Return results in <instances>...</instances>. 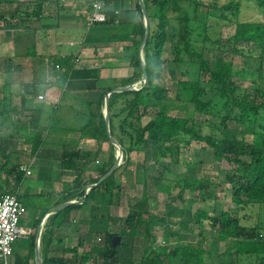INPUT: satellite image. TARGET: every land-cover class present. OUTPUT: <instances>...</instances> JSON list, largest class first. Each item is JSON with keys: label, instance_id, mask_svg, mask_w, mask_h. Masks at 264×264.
Masks as SVG:
<instances>
[{"label": "trees", "instance_id": "16d2710c", "mask_svg": "<svg viewBox=\"0 0 264 264\" xmlns=\"http://www.w3.org/2000/svg\"><path fill=\"white\" fill-rule=\"evenodd\" d=\"M254 3L260 14L264 15V0H227L219 6L217 2L205 4L201 0H145L149 20V35L145 41L146 26L142 18L140 22L124 23L121 37L132 42V67L138 72L123 81L124 86H130L141 81L143 75L141 47L144 45L145 64L148 74L146 85L139 90H130L114 93L109 98L108 110L110 117V134L122 147L125 154V165H129L134 152L151 149L157 156V161L164 157L178 159L181 145L186 148L191 140L205 142L212 150L214 159L226 161L231 166L233 174L227 177V184L231 185L232 201L237 205L238 212L250 208L264 207V70L259 69L262 85L256 89L255 94L246 91L241 97L239 91L241 84L238 78L241 73L235 70L234 64L222 57L216 56L212 61L207 57V51L220 48L219 41H213L209 35L211 19H221L231 22L230 16L236 19L235 33L232 37L235 53L242 52L245 46L255 49L257 57L264 63V20L239 21L238 16L244 4ZM139 10L142 8L139 6ZM107 23L114 21L113 15L106 10ZM172 15L174 18L172 19ZM176 25L171 26V21ZM105 23V24H107ZM170 29H172L170 31ZM175 41L173 54L174 65L186 66L182 71L185 80L179 81L177 91L178 99L187 97L195 111L210 113L220 117L222 130L219 135H204L199 123L194 117H180L169 113L165 102L169 100L168 90L157 82L158 75L163 71L166 60L165 48L168 41ZM246 48V47H245ZM76 78L83 73H93L98 77V70H72L68 66L66 73ZM110 90L104 92L97 103L92 104V116L83 132L98 140H109L107 125L102 113L104 102ZM259 99H263L262 102ZM157 110L147 123L143 118L149 107ZM236 121L242 129L230 128L229 122ZM95 129L96 133H92ZM189 137V139H187ZM42 137H37L34 148L41 144ZM116 146L112 145V155L109 166L103 169L94 184H97L113 166ZM117 170L107 179L93 188L89 194L84 190L81 195L86 197L85 202L92 193L100 192L106 204H118L119 193L112 189L116 186ZM136 181L142 184L145 193L148 190L147 162L136 163ZM167 170V168H165ZM168 172V171H167ZM16 184L19 185L24 178V172L16 173ZM179 185L183 190L196 187L204 189L201 180L189 181L180 179ZM70 194L64 196L63 201L70 199ZM79 204H71L49 218L46 229L42 235L43 264H69L63 256L52 253L53 238L56 231H60L67 216ZM147 195L131 207V212L125 219L126 232L122 234H108L106 244L102 247L94 246L91 251L80 259L81 264H87L94 255L106 260V264H205L203 249L190 246H159L154 248L150 239L153 238L154 226L158 222L168 223L174 216L172 213L158 217L149 210ZM194 220L200 224L205 219L218 233V240L225 243L226 255L253 256L255 262L247 264H264V223L256 222L253 226L243 223V217H233L229 209H221L216 205L213 213L198 210L193 214ZM116 220V219H113ZM41 219L38 220V223ZM129 229V230H128ZM173 237L180 238L179 233ZM121 238L119 246L114 247L113 238ZM125 236H128L125 238ZM143 238L144 247L140 258L133 251L132 238ZM130 240V241H129ZM36 237L30 238L31 251L20 255L16 264H30L34 258ZM82 243L73 248H66L64 252L73 254L74 259ZM126 248L121 251V246ZM211 253L208 252V255ZM0 264H5L0 261ZM97 264V263H95Z\"/></svg>", "mask_w": 264, "mask_h": 264}, {"label": "crops", "instance_id": "0c3cea01", "mask_svg": "<svg viewBox=\"0 0 264 264\" xmlns=\"http://www.w3.org/2000/svg\"><path fill=\"white\" fill-rule=\"evenodd\" d=\"M87 1L0 0V195L18 192L22 185L27 187L25 197L47 191L46 198L51 199L49 209L36 210L35 216L28 215L25 205L27 213L20 225L30 234L15 242L7 264H16L17 257L30 253L33 236L36 247L30 264H43L42 242L38 247L37 240L42 241L49 218L55 214L49 212L59 205L79 204L76 200L80 198L86 200L81 193H87L109 166L113 143L107 123L109 140L83 132L92 116L91 105L107 90L124 86L125 79L140 73L132 67V42L123 39L121 31L124 23L144 19L139 10L142 0H105L114 21L90 30L85 19L90 7ZM140 54L142 58L144 49ZM69 65L72 70H98V77L86 72L72 78L71 71L66 73ZM102 113L106 121L105 102ZM39 136L41 144L34 148ZM27 167L32 175L23 171ZM20 171L24 178L17 185L15 175ZM34 175L38 181L30 179ZM68 194L71 197L64 202ZM115 205L106 204L100 192L92 193L56 231L52 253L72 258L64 249L75 247L76 239L81 247L87 238L93 247L104 246L111 234Z\"/></svg>", "mask_w": 264, "mask_h": 264}, {"label": "rangeland", "instance_id": "374dc122", "mask_svg": "<svg viewBox=\"0 0 264 264\" xmlns=\"http://www.w3.org/2000/svg\"><path fill=\"white\" fill-rule=\"evenodd\" d=\"M81 1L83 3L88 2L87 0ZM201 1L205 4L217 2L219 6L227 2V0ZM173 18L174 15H172ZM230 18L231 22L221 19H211L209 35L213 41L220 42V48L210 52L207 51V57L212 61L215 60L216 56L231 61L234 64L235 70L241 73L238 78V83L241 84L239 95L242 97L246 91L255 94L256 89L262 85L259 69L263 68L264 70V63L262 64L261 60L257 57L255 49H247V46L241 50L242 52H234L232 37L235 33V24L233 23H235L236 19L232 16ZM237 18L239 21H263L264 15L260 14L254 3L248 2L244 4L243 10ZM172 25H176L173 20L171 21ZM68 40L70 39H67L66 42ZM174 44L175 41L170 38L164 53L166 63L163 71L157 77V82L169 92V100L165 102L169 108V113L180 117H194L201 123L204 135H219L223 129L220 117L210 113L197 112L186 96H184L185 99H178L177 97L179 81L185 80L188 77L186 78L182 75V71L187 70L186 66L178 67L173 63ZM146 83L138 81L132 85L136 89H141ZM259 101L262 102L263 99H259ZM156 110L157 107L155 106L149 107L143 118L144 124L151 119ZM229 126L233 129H242V126L236 121H230ZM117 155H119L118 147L115 149L116 158ZM132 157V162L129 165H125V154L124 152L122 153L121 165L116 174V186L113 187L112 191L115 194L119 193L120 199L118 200V204L112 207L113 217L116 220L110 221L111 234L123 235L126 232L125 219L131 212V207L141 201L146 194L149 210L152 214L163 217L172 213L174 216L172 218L174 220H170L168 223L158 222L155 224L153 231L154 239H150L154 248L165 245H170L171 247L180 245L203 249L207 252L204 255L205 264H247L255 262L253 256L238 257L224 254L226 245L218 240V233L212 228L210 222L203 219L200 224H197L194 220L193 214L198 210L213 213L216 205L220 204V208L229 209L233 217L245 216L243 223L246 225L253 226L256 222L262 221L264 223V207L263 209L249 207L243 212H238L237 205L231 199V185L226 182L227 177L232 176L233 170L228 162L215 160L212 150L205 142L192 139L191 145L188 148L182 143L181 151L176 161L172 157H164L160 161H157V156L152 153L151 149L134 152ZM139 161L147 162L149 188L146 193L144 186L136 181L135 169L136 163ZM30 179L38 181V175H34ZM180 179L189 181L201 180L204 182L205 188L197 189L196 187H192L183 190L182 186L179 185ZM26 188L22 185L19 186L17 194L24 205H27L29 216H35L37 214L36 210H40L41 208L49 209L46 206L51 199L46 198L48 196L47 191L43 195L25 197ZM173 233H179L181 235L180 238L173 237ZM127 237L125 236V238ZM142 239L136 236L132 238L133 251L137 255V258H140L144 249ZM72 243L77 246L79 240L76 239ZM93 245V241L91 242L90 238H87L85 244L80 247V252L77 254L76 259L68 258L69 264H81L80 259L85 253L91 251ZM125 248L126 245H122L120 249L122 251ZM208 252L211 254L208 255ZM95 263L106 264V260L94 255L87 264Z\"/></svg>", "mask_w": 264, "mask_h": 264}, {"label": "built area", "instance_id": "2783aa9c", "mask_svg": "<svg viewBox=\"0 0 264 264\" xmlns=\"http://www.w3.org/2000/svg\"><path fill=\"white\" fill-rule=\"evenodd\" d=\"M89 10L85 16L87 29L90 30L97 24H105L108 21L106 13L105 0H89ZM57 69H62L61 65H57ZM40 99L44 97L39 96ZM26 175H32L31 167L24 168ZM87 189V193L90 192ZM4 193L0 195V261L5 264L11 259L14 254V244L18 239L27 237L30 232L21 227L20 222L22 217L27 213V207L19 199L17 194ZM77 203H85V198L76 200ZM44 224L40 227V234L44 229ZM40 237L37 240V245L40 247Z\"/></svg>", "mask_w": 264, "mask_h": 264}, {"label": "water", "instance_id": "95a60500", "mask_svg": "<svg viewBox=\"0 0 264 264\" xmlns=\"http://www.w3.org/2000/svg\"><path fill=\"white\" fill-rule=\"evenodd\" d=\"M141 8H142V11H143V15H144V19H145V26H146V36H145V41L147 40L148 38V35H149V31H150V28H149V20H148V13H147V9H146V6H145V3L143 2V0L141 1ZM144 45H145V42L144 44L142 45L141 47V51L144 49ZM142 71H143V75L141 77V81L142 82H147V79H148V74H147V69H146V64H145V60H144V55H142ZM130 90H139V89H136L135 87L132 86H121V87H116L114 89H112L107 97H106V101H105V105H106V111H107V115H106V123L108 125V130L110 129V117H109V112H108V104H109V98L112 94L114 93H121V92H125V91H130ZM110 132V130H109ZM112 139V143L118 147L119 149V155H117V158H116V161L115 163L113 164V166L110 168V170L108 171V173L95 185L91 186L90 189L94 188L95 186H97L98 184H100L101 182H103L105 179H107L111 174H113L118 167H120L121 165V157H122V153H123V149L122 147L119 145V143L114 140L113 137H111ZM114 140V141H113ZM65 207V205H59L57 206L56 208H54L53 210H51L49 212V214H54V213H57L58 211H60L61 209H63ZM121 243V238L118 237V236H115L113 238V245L114 247H117L119 246ZM42 264V263H40Z\"/></svg>", "mask_w": 264, "mask_h": 264}]
</instances>
